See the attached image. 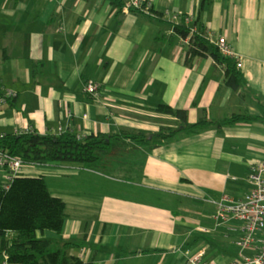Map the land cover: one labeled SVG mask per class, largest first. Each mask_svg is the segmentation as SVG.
I'll return each instance as SVG.
<instances>
[{"label":"crops","instance_id":"crops-1","mask_svg":"<svg viewBox=\"0 0 264 264\" xmlns=\"http://www.w3.org/2000/svg\"><path fill=\"white\" fill-rule=\"evenodd\" d=\"M152 3L161 16L111 0H0V95L16 92L0 105V133L63 125L86 136L178 125L161 103L187 108L192 122L213 120L163 145L128 151V173L24 162L22 174H43L67 202L63 231L38 235L63 249L69 242L67 253L83 264H189L187 251L200 245L220 262L240 254L238 231L198 226L212 224L210 198L244 195L252 163L264 159V0ZM184 13L199 16L211 36L226 35L241 54L239 89L213 56L187 60L175 28ZM88 80L101 84L99 97L85 90ZM236 113L252 117L229 121ZM0 258L6 264L5 252Z\"/></svg>","mask_w":264,"mask_h":264},{"label":"trees","instance_id":"trees-1","mask_svg":"<svg viewBox=\"0 0 264 264\" xmlns=\"http://www.w3.org/2000/svg\"><path fill=\"white\" fill-rule=\"evenodd\" d=\"M111 1L121 9L125 8V0ZM155 13L161 16V13ZM187 16L188 13L181 14V19L175 21V28L184 40H188L185 41L187 60L197 55L213 56L225 68L227 83L239 89L244 82L239 60L224 53L212 41L209 29L199 16L192 23L187 21ZM158 109L177 117L179 124L163 125L158 130L121 129L116 133L92 132L86 136H80L71 129L47 133L37 130L5 132L3 136L0 135V148L20 155L26 161L81 162L95 170L122 174L124 170L128 173L132 165L125 158L128 151L139 146L152 149L184 130L192 133L209 126L213 121L203 118L192 122L187 108L168 103H161ZM251 117L248 113H236L228 120ZM67 215L66 200L52 192L43 174L20 173L8 186L0 181V254L5 252L10 264H83L78 255L67 253L69 242L64 244L65 249L54 248L53 239L38 235L39 230L46 229L61 233Z\"/></svg>","mask_w":264,"mask_h":264},{"label":"built area","instance_id":"built-area-1","mask_svg":"<svg viewBox=\"0 0 264 264\" xmlns=\"http://www.w3.org/2000/svg\"><path fill=\"white\" fill-rule=\"evenodd\" d=\"M125 9L139 10L143 13L155 15L152 0H125ZM193 13H188L187 21L193 22ZM224 53L241 60V54L233 47L224 34L211 36ZM185 41H188L185 39ZM85 90L93 97H99L102 93L101 84L95 80H88L85 83ZM13 89L7 88L0 95V105L6 104L15 95ZM35 130L31 125L17 127L15 132L24 133ZM65 130L60 125L52 132ZM5 132L0 133L3 136ZM81 136V135H80ZM26 160L20 155L11 154L8 150L0 148V168L5 170V179L2 182L8 186L15 176L20 174ZM234 177H237L233 175ZM249 189L242 196H235L229 193L220 197L210 198L216 205L214 211L209 215L212 224H200L198 229L203 232H210L222 228L225 232L240 233L237 241L240 254L233 256L224 262H220L208 255L206 245H200L187 251L189 264H264V159L252 163L249 173ZM6 264H9L8 260Z\"/></svg>","mask_w":264,"mask_h":264},{"label":"rangeland","instance_id":"rangeland-1","mask_svg":"<svg viewBox=\"0 0 264 264\" xmlns=\"http://www.w3.org/2000/svg\"><path fill=\"white\" fill-rule=\"evenodd\" d=\"M118 167H120V166H118ZM0 247H1V245H0ZM54 248H56V247H54ZM1 254H3V253L1 252ZM1 254H0V255H1ZM2 258H4V255H3ZM2 261H3V259L0 258V264L2 263Z\"/></svg>","mask_w":264,"mask_h":264}]
</instances>
